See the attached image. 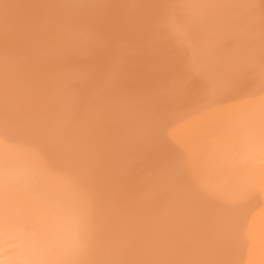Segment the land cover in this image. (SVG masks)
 I'll list each match as a JSON object with an SVG mask.
<instances>
[{
  "label": "bare ground",
  "instance_id": "obj_1",
  "mask_svg": "<svg viewBox=\"0 0 264 264\" xmlns=\"http://www.w3.org/2000/svg\"><path fill=\"white\" fill-rule=\"evenodd\" d=\"M0 264H264V0H0Z\"/></svg>",
  "mask_w": 264,
  "mask_h": 264
}]
</instances>
